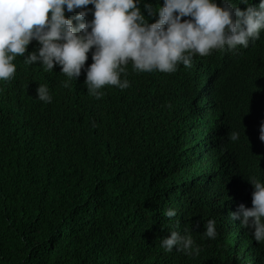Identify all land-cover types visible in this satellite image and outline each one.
I'll use <instances>...</instances> for the list:
<instances>
[{"label": "trees", "instance_id": "1", "mask_svg": "<svg viewBox=\"0 0 264 264\" xmlns=\"http://www.w3.org/2000/svg\"><path fill=\"white\" fill-rule=\"evenodd\" d=\"M260 36L234 61L219 57L217 84L214 55L170 77L165 91L134 81L99 100L59 66L26 79L17 57V75L0 84V264H251L231 256L232 226L216 224L215 240L203 232L217 190L233 191L235 168L264 182ZM39 85L51 103L37 99ZM170 230L191 234L199 255L165 252Z\"/></svg>", "mask_w": 264, "mask_h": 264}, {"label": "clouds", "instance_id": "2", "mask_svg": "<svg viewBox=\"0 0 264 264\" xmlns=\"http://www.w3.org/2000/svg\"><path fill=\"white\" fill-rule=\"evenodd\" d=\"M142 3L143 0H0V84L12 82L17 75L13 61L18 57L26 66V79H48L54 75V67L59 66L62 76L68 81H84L87 94L99 100L102 89L114 86L124 90L134 81L149 90L161 87L165 91L170 77L196 61L218 55L210 68L217 74L213 77L217 84L226 70L221 63L218 65L219 57L234 61L247 53L264 32V0ZM128 71L134 79L127 78ZM36 91L38 100L52 102L46 85H39ZM215 103L219 104L218 100ZM238 138L236 132L229 134L231 141ZM259 139L264 142V124ZM240 167L235 168L230 180L233 191L217 190L215 203L219 207L204 225L203 237L215 240L216 224L232 226L238 237L229 243L231 256L261 264L264 182L254 177L245 181V171L240 172ZM164 215L171 221L177 213L169 209ZM160 246L167 253L175 250L186 256L200 252L191 234L176 230H170ZM208 257L219 259V250H212Z\"/></svg>", "mask_w": 264, "mask_h": 264}, {"label": "rangeland", "instance_id": "3", "mask_svg": "<svg viewBox=\"0 0 264 264\" xmlns=\"http://www.w3.org/2000/svg\"><path fill=\"white\" fill-rule=\"evenodd\" d=\"M237 152V151H236ZM237 154V153H236ZM243 160H244V158H243ZM155 181H156V178L154 179Z\"/></svg>", "mask_w": 264, "mask_h": 264}, {"label": "bare ground", "instance_id": "4", "mask_svg": "<svg viewBox=\"0 0 264 264\" xmlns=\"http://www.w3.org/2000/svg\"><path fill=\"white\" fill-rule=\"evenodd\" d=\"M148 179H150V178H148Z\"/></svg>", "mask_w": 264, "mask_h": 264}]
</instances>
